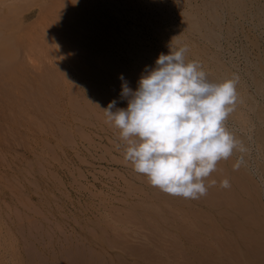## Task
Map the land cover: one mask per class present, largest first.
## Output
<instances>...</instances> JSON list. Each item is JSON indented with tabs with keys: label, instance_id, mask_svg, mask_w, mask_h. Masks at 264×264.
<instances>
[{
	"label": "rangeland",
	"instance_id": "1",
	"mask_svg": "<svg viewBox=\"0 0 264 264\" xmlns=\"http://www.w3.org/2000/svg\"><path fill=\"white\" fill-rule=\"evenodd\" d=\"M47 2L21 4V27L7 18L14 30L0 40V264H231L253 254L259 264L264 24L255 12L264 0ZM184 46L185 62L198 61L209 82L238 76V96H246L243 117L224 122L245 151L220 160L197 199L137 173L104 112L113 100V111L127 107L121 75L135 91L160 54Z\"/></svg>",
	"mask_w": 264,
	"mask_h": 264
},
{
	"label": "clouds",
	"instance_id": "2",
	"mask_svg": "<svg viewBox=\"0 0 264 264\" xmlns=\"http://www.w3.org/2000/svg\"><path fill=\"white\" fill-rule=\"evenodd\" d=\"M187 50L160 54L135 91L121 75L127 107L113 111V100L104 112L127 141L125 159L137 173L168 194L197 199L206 194L204 179L217 163L245 149L224 125L238 100L239 77L209 82L198 61L185 62ZM242 162L241 156L234 170ZM221 186L230 187L229 181Z\"/></svg>",
	"mask_w": 264,
	"mask_h": 264
},
{
	"label": "bare ground",
	"instance_id": "3",
	"mask_svg": "<svg viewBox=\"0 0 264 264\" xmlns=\"http://www.w3.org/2000/svg\"><path fill=\"white\" fill-rule=\"evenodd\" d=\"M28 2V0H0V40H2L3 39V35H4V32L6 31V29L9 31V30H11V31H13L14 29H11L10 28V25H8V26H6V19L8 18L9 20L11 19V16L13 17L12 19H11V22H13V23H11V24H15L14 23V18H15V22H16V20H17V24H19L18 23V20L19 21H21L20 19L23 17L22 15H23V11H25V9H24V6L22 7V5L21 4H25L26 2ZM34 1V0H33ZM37 1H39V0H37ZM48 1V0H47ZM51 0H49V2H50ZM61 1V0H60ZM227 1V0H226ZM49 2H47L48 4H49ZM225 2V1H224ZM248 2V1H247ZM251 2V1H250ZM40 3H41V0H40ZM46 3V4H47ZM27 4V3H26ZM31 4H33V3H31ZM30 4V5H31ZM35 4V3H34ZM37 4H39V2L37 3ZM42 4V3H41ZM52 3L50 2V5H51ZM57 4H59V3H57ZM36 5V4H35ZM45 5V4H44ZM246 5V4H245ZM22 7L24 10H21V8L20 7ZM41 6H43V5H41ZM58 6V5H57ZM60 6V5H59ZM44 7V6H43ZM225 7V6H224ZM236 7V6H235ZM45 8V7H44ZM43 8V9H44ZM58 8V7H57ZM19 9V10H18ZM47 9H48V7H47ZM18 10V11H17ZM227 10V9H226ZM48 11V10H47ZM47 11H46V13H47ZM54 11V10H53ZM52 11V12H53ZM222 12V11H221ZM228 12V11H227ZM42 13V12H41ZM40 13V14H41ZM79 13V12H78ZM232 14V13H231ZM255 14L256 15H258L259 16V21L258 22H260L261 24H264V9H259V10H257L256 12H255ZM244 15V14H243ZM10 17V18H9ZM41 17V16H40ZM46 17V16H45ZM240 17V16H239ZM38 19V18H37ZM252 19V18H251ZM261 19V20H260ZM8 20V21H9ZM64 20V19H63ZM241 20H242V18H241ZM244 20V19H243ZM229 21V20H228ZM246 21V20H245ZM243 22V21H242ZM241 22V23H242ZM9 23V24H10ZM246 24V23H245ZM16 25V24H15ZM70 25V24H69ZM3 26H5V27H3ZM12 26H14V25H12ZM11 26V27H12ZM16 26H19V25H16ZM26 26V25H25ZM31 26V25H30ZM19 27H21V26H19ZM69 27V26H68ZM13 28V27H12ZM15 28V27H14ZM32 29V28H31ZM17 30V29H16ZM28 32V31H27ZM10 33V32H9ZM3 34V35H2ZM7 34V33H6ZM5 34V35H6ZM250 34V33H249ZM264 34V33H263ZM30 35V34H29ZM222 35V34H221ZM8 36V35H7ZM14 36H15V34H14ZM6 37V36H5ZM13 37V36H12ZM12 37H11V39H12ZM7 38H10V36L9 37H7ZM14 38V37H13ZM220 38V37H219ZM207 41V40H206ZM251 41V40H250ZM5 43H7V42H5ZM3 44H4V42H3ZM5 45H7V44H5ZM1 46V45H0ZM2 47V46H1ZM222 48V47H221ZM192 50V49H191ZM224 54V53H223ZM199 60V59H198ZM260 65V64H259ZM245 66V65H244ZM249 67V66H248ZM260 67H262V66H260ZM264 68V67H263ZM262 68V69H263ZM264 70V69H263ZM258 74V73H257ZM230 75H227V73L226 72H224V73H222L221 75H220V78H221V80H222V82L223 81H225V80H227V79H231V77H229ZM210 81H212V80H210ZM259 82V81H258ZM212 83V82H211ZM260 85V84H259ZM237 87V86H236ZM237 91V90H236ZM246 97V96H245ZM244 96H242V94L241 95H239L238 96V100H237V103H236V106H235V109H234V111L232 112V113H230V115L232 116V115H235V116H238V117H243V113H242V111H241V109L238 107V104L240 103H242V104H244L243 102L246 100V98H245ZM264 97V96H263ZM248 101V100H247ZM248 113V112H247ZM249 116V115H248ZM258 116V115H257ZM244 117H246V116H244ZM229 118H230V116H229ZM232 118V117H231ZM244 120H245V118H244ZM243 120H238V123L239 124H241V122H242ZM247 123V122H246ZM252 125V124H251ZM242 127V126H241ZM263 132V131H262ZM262 135V136H261ZM250 136V135H249ZM264 139V134H261L260 133V135H259V139ZM244 139V138H243ZM258 139V140H259ZM240 142L242 141V139H238ZM262 141V140H261ZM262 142H264V141H262ZM248 147V146H247ZM259 148V147H258ZM241 153V152H240ZM254 173V172H253ZM235 177V176H234ZM233 177V178H234ZM235 181V180H234ZM243 181V180H242ZM252 182V181H251ZM253 184V183H252ZM251 184V185H252ZM256 184V183H255ZM240 185V184H239ZM238 188V187H237ZM248 189V188H247ZM233 190V189H232ZM239 190V189H238ZM242 192V191H241ZM245 192V191H244ZM243 194V193H242ZM255 194V193H254ZM231 195V194H230ZM237 195V194H236ZM246 195V194H245ZM239 196V195H238ZM248 196V195H247ZM250 198V197H249ZM254 198V197H253ZM252 198V199H253ZM235 199H237L236 197H235ZM239 199V198H238ZM244 199V198H243ZM259 199V198H258ZM241 200V199H240ZM242 201V200H241ZM246 201V200H245ZM249 202V201H248ZM229 203V202H228ZM244 203V202H243ZM252 203H253V201H252ZM236 204V203H235ZM248 204H250V203H248ZM241 205H242V202H241ZM244 206V205H243ZM242 206V207H243ZM250 206V205H249ZM241 207V206H240ZM256 207V206H255ZM262 207V206H261ZM233 208V207H232ZM246 208V207H245ZM250 208V207H249ZM250 209H252V208H250ZM256 209H258V208H256ZM236 210H238V209H236ZM247 210V209H246ZM217 211V210H216ZM241 211H243L242 209H241ZM250 211V210H249ZM238 212V211H237ZM236 211H235V213H237ZM256 212H257V210H256ZM217 213V212H216ZM245 213H247V211H245ZM238 214V213H237ZM250 214V213H249ZM251 214H252V210H251ZM250 214V215H251ZM227 215V214H226ZM250 215H248V216H250ZM253 215V214H252ZM251 215V216H252ZM256 215H258L257 213H256ZM233 216H235V215H233ZM239 216H240V214H239ZM246 216H247V214H246ZM253 216H255V215H253ZM259 216V215H258ZM242 217H245L244 215L243 216H241V218ZM231 218V217H230ZM221 219V218H220ZM251 219V218H250ZM213 220V219H212ZM215 220V219H214ZM218 220V219H217ZM234 220V219H233ZM245 221H247L248 219H244ZM264 220V219H263ZM220 221V220H219ZM225 221V220H224ZM254 221V220H253ZM231 222V221H230ZM235 222V221H234ZM232 223V222H231ZM240 223V222H239ZM247 223V222H246ZM253 223V222H252ZM258 223V222H257ZM263 223V222H262ZM227 224H228V222H227ZM230 224V223H229ZM235 224V223H234ZM256 224V223H255ZM225 225V224H224ZM231 225V224H230ZM236 225V224H235ZM238 225V224H237ZM249 225H251V224H249ZM253 225V224H252ZM214 226V225H213ZM240 226H242V225H240ZM258 226V225H257ZM264 226V225H263ZM238 227V226H237ZM262 227V226H261ZM261 227H259V228H261ZM226 228V227H225ZM228 228H230V226L228 227ZM226 229L227 231H228V233H229V235H231L232 236V232H231V230L230 229H232L233 227H231L230 229ZM234 228H236V226L234 227ZM243 228H245V226L243 227ZM251 228H253V227H251ZM250 228V229H251ZM215 229V228H214ZM221 229V228H220ZM247 229V228H246ZM250 229H248V230H250ZM256 229V228H255ZM262 229V228H261ZM215 230H217V229H215ZM230 230V231H229ZM239 230V229H238ZM245 230V229H244ZM258 230V229H257ZM263 230V229H262ZM247 231V230H246ZM255 231V230H254ZM264 231V230H263ZM219 232V231H218ZM225 232V231H224ZM248 232H250V231H248ZM253 232V231H252ZM221 233V232H220ZM256 233V232H255ZM258 233V232H257ZM263 233V235H264V232H262ZM235 234V233H234ZM237 234V233H236ZM239 234V233H238ZM245 234V233H244ZM253 234V233H252ZM259 234V235H258ZM256 236H261L260 235V233H258ZM217 235V234H216ZM220 235V234H219ZM226 235H228L227 234V232H226ZM228 235V236H229ZM254 235V234H253ZM228 236H226V237H228ZM239 236V235H238ZM243 236V235H242ZM247 236V235H246ZM216 237V236H215ZM233 237V236H232ZM236 237V236H235ZM239 237H241V236H239ZM245 237V236H244ZM249 237V236H248ZM250 237H251V235H250ZM253 238L255 237V236H252ZM251 237V238H252ZM263 237V236H262ZM224 238V237H223ZM251 238H249V239H251ZM258 240L260 239L259 237H256ZM231 239V238H230ZM244 239V238H243ZM246 239V238H245ZM244 239V240H245ZM248 239V238H247ZM263 239V238H262ZM232 240H233V238H232ZM252 240V239H251ZM254 240V239H253ZM257 240V241H258ZM234 241V240H233ZM232 241V242H233ZM255 241V240H254ZM253 241V242H254ZM263 241V240H262ZM261 241V242H262ZM235 242V241H234ZM233 242V243H234ZM256 242V241H255ZM240 243V242H239ZM242 244V243H241ZM252 244H254V243H252ZM257 244V243H256ZM231 245V244H230ZM235 245H236V243H235ZM234 245V246H235ZM237 245H239V244H237ZM243 245H244V243H243ZM242 245V246H243ZM227 246V245H226ZM257 246V245H256ZM260 247H261V244L259 245ZM206 247V246H205ZM246 248L245 249H247V248H249V247H247V246H245ZM233 248H235V247H233ZM251 248V247H250ZM264 248V247H263ZM237 249V248H236ZM242 249H244V248H242ZM244 249V250H245ZM256 249V248H255ZM258 249H260L259 247H258ZM232 250V249H231ZM238 250V249H237ZM251 250H254L253 248H251ZM250 250V251H251ZM261 250V249H260ZM263 250V249H262ZM223 251V250H222ZM236 251V250H235ZM239 251V250H238ZM249 251V252H250ZM255 251H257V253L256 254H258L260 251L259 250H255ZM234 252V251H233ZM240 252H241V249H240ZM253 252V251H252ZM263 252V251H262ZM218 253V252H217ZM229 253V252H228ZM235 253V252H234ZM242 253V252H241ZM255 253V252H254ZM238 254V253H237ZM243 254V253H242ZM244 254H245V251H244ZM260 254V253H259ZM258 254V255H259ZM229 255V254H228ZM231 255V254H230ZM233 255V254H232ZM232 255H231V257H232ZM236 254H234V256H235ZM246 255V254H245ZM245 255H243V256H245ZM249 255V254H248ZM247 255V256H248ZM221 256V255H220ZM238 256H240V255H238ZM256 256V255H255ZM211 257V256H210ZM249 257V256H248ZM243 257L242 258V256L241 257H237V259L239 260L240 258V260H239V262L240 261H242V264H253V262H251L252 260H250V258H253V260H254V263L256 262V260L254 259L255 257H254V254H253V256L251 257ZM258 256H256V258H257ZM212 258H214V256L213 257H211V259ZM229 258V257H228ZM208 259V258H207ZM235 259V258H234ZM237 259H235L236 261H233V259L231 260V261H233V262H237ZM259 259V258H258ZM257 259V260H258ZM263 259H264V257H263ZM263 259H262V261H263ZM214 260H216L215 262H220V261H222L221 259L220 260H217V258L216 259H214ZM214 260H210L211 262H212V264L213 263H215L214 262ZM207 261V260H206ZM261 261V259H259V262ZM261 261V262H262ZM225 262H227L226 260H225ZM233 262H231V264L233 263ZM260 262V263H261ZM199 263V262H198ZM238 263V262H237ZM259 263V264H260ZM217 264V263H216ZM218 264H222V263H218ZM228 264H230V261H229V263ZM234 264V263H233ZM239 264V263H238ZM255 264H257V262L255 263ZM263 264H264V262H263Z\"/></svg>",
	"mask_w": 264,
	"mask_h": 264
}]
</instances>
